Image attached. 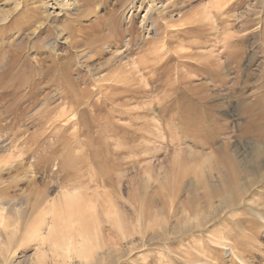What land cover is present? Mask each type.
<instances>
[{"label":"rangeland","instance_id":"obj_1","mask_svg":"<svg viewBox=\"0 0 264 264\" xmlns=\"http://www.w3.org/2000/svg\"><path fill=\"white\" fill-rule=\"evenodd\" d=\"M37 262L264 264V0H0V264Z\"/></svg>","mask_w":264,"mask_h":264},{"label":"bare ground","instance_id":"obj_2","mask_svg":"<svg viewBox=\"0 0 264 264\" xmlns=\"http://www.w3.org/2000/svg\"><path fill=\"white\" fill-rule=\"evenodd\" d=\"M50 46H51V44H50ZM52 51V50H51ZM3 60V59H2ZM7 83V82H6ZM21 85V84H20ZM12 86V85H11ZM64 114V113H63ZM58 119V118H57ZM257 162V161H256ZM250 169V168H249ZM257 169V168H256ZM225 171V170H224ZM78 195H79V193H78ZM70 196V195H69ZM84 196V195H83ZM82 196V197H83ZM86 197V196H85ZM65 198H68V196L67 197H65ZM64 198V199H65ZM70 198V197H69ZM71 200V199H70ZM58 202H59V200H58ZM57 202V203H58ZM220 202V201H219ZM47 203V202H46ZM224 204V203H223ZM222 204V205H223ZM58 205V204H57ZM75 205V204H74ZM54 207V206H53ZM57 207V206H56ZM75 210V209H74ZM74 214V213H73ZM62 218V217H61ZM63 219V218H62ZM58 220H61V219H58ZM58 220H56V221H58ZM76 220V219H75ZM84 221V220H83ZM67 223H68V221H67ZM56 226V225H55ZM54 227V226H53ZM53 230V229H52ZM97 232V231H96ZM105 232V231H104ZM80 241V240H79ZM84 242V241H83ZM78 243V242H77ZM70 246H71V244L70 243H68V247H66V248H64L65 250H66V252H68L71 248H70ZM82 246V245H81ZM107 246V245H106ZM82 248V247H81ZM91 248V247H90ZM80 249V248H79ZM82 250V249H81ZM114 251V250H113ZM64 255V254H63ZM108 255V254H107ZM67 256V255H66ZM97 260V259H96ZM40 261V260H39ZM42 261H40V263H41ZM37 264H38V262H37Z\"/></svg>","mask_w":264,"mask_h":264}]
</instances>
